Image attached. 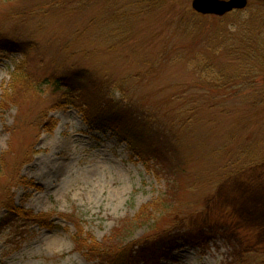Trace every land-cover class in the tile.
<instances>
[{"label":"rangeland","instance_id":"1","mask_svg":"<svg viewBox=\"0 0 264 264\" xmlns=\"http://www.w3.org/2000/svg\"><path fill=\"white\" fill-rule=\"evenodd\" d=\"M191 2L0 0V31L33 42L28 57L0 50V199L9 186L16 206L50 213L53 225L0 228V264H99L76 247L74 220L100 243L119 230L135 264H264V49L240 45L246 68L223 46L215 65H231L232 81L214 88L190 59L221 20ZM224 23L230 34L233 18ZM25 62L44 84L10 105ZM71 67L121 82L128 101L168 125L181 170L65 104L45 79ZM17 169L29 184L9 183ZM6 213L0 204V222Z\"/></svg>","mask_w":264,"mask_h":264},{"label":"trees","instance_id":"2","mask_svg":"<svg viewBox=\"0 0 264 264\" xmlns=\"http://www.w3.org/2000/svg\"><path fill=\"white\" fill-rule=\"evenodd\" d=\"M203 17V16H202ZM233 18L234 30L225 35L224 20ZM221 20V30L213 35L202 50H197L190 59V65L195 67V71L200 73L208 83L214 88L226 87L232 79H228L231 72V65H224L217 69L215 61L223 46L230 54V62L238 60L243 56L246 57V50L241 49V44H248L249 52H256L257 55L264 49V3L257 5H248L246 9L233 11L218 18ZM263 47L262 50L258 49ZM255 48L257 50H255ZM0 50L10 52H21L25 57L29 56L33 50V42L22 40L17 35L5 34L0 31ZM241 52V57H239ZM264 52V51H263ZM237 55L238 57L236 58ZM241 61L247 68L248 63ZM15 71L12 72V81L8 94V100L11 104L20 106V100L32 90H41L43 80L34 77L31 70L28 69V62L23 66L16 65ZM264 62L262 63V68ZM45 82L51 85L54 92H62V100L65 104L81 103L82 110L87 114V119L103 129L112 130L123 141H129L138 147L144 153L151 156L157 165L164 171L174 172L181 170V160H177L171 143L172 129L161 122L156 116L150 114L149 110H143L131 101L127 100L122 83H110L104 81L86 69L69 68L66 72L55 74L47 77ZM122 93L116 97V91ZM264 97V93L262 95ZM41 115V119H42ZM52 119L47 120L51 127L55 126ZM170 126V125H169ZM174 137V136H173ZM19 168V167H18ZM2 169L0 168V175ZM14 174V173H13ZM12 174V175H13ZM13 179V180H12ZM20 181L27 183L26 179H18V169L16 175L11 176L10 182ZM9 186L5 189V194L0 199L1 207L7 210L6 215L0 222V228H6L14 224L19 219L28 223H34L42 227L53 228L50 221V213H33L23 207H18L9 194ZM148 207L145 206L137 216L140 221L148 213ZM66 218L70 215H64ZM143 216V217H142ZM147 219V218H146ZM150 219V217L148 218ZM78 231L74 236V242L79 250H85L86 256L98 260L99 264H135L131 247L115 242L120 232H114L112 238L104 243L96 242L93 237L84 236L79 223L74 220ZM244 264V263H238Z\"/></svg>","mask_w":264,"mask_h":264},{"label":"water","instance_id":"3","mask_svg":"<svg viewBox=\"0 0 264 264\" xmlns=\"http://www.w3.org/2000/svg\"><path fill=\"white\" fill-rule=\"evenodd\" d=\"M249 0H192L195 12L222 17L228 13L247 8Z\"/></svg>","mask_w":264,"mask_h":264}]
</instances>
